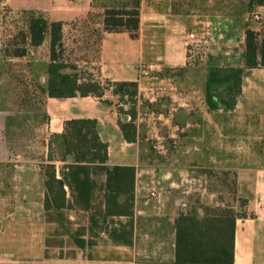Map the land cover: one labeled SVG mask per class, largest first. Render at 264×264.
I'll list each match as a JSON object with an SVG mask.
<instances>
[{
    "label": "crops",
    "instance_id": "crops-1",
    "mask_svg": "<svg viewBox=\"0 0 264 264\" xmlns=\"http://www.w3.org/2000/svg\"><path fill=\"white\" fill-rule=\"evenodd\" d=\"M104 1L0 0V21L7 14L22 17L24 12H35L63 24L64 43L67 30L74 25L81 28L85 47L95 48L94 63L84 64L95 81L107 83L103 98L56 99L45 94L49 101L46 112L51 118L46 126H50L49 134H62L69 120L98 121L99 136L108 144L109 165L136 168L134 216L131 220H108L96 238L85 237L92 242L86 255H69L66 247L46 246L48 225L41 170L31 171L32 161L20 156L15 159L9 152L25 145L27 123L36 115L20 102L15 108L10 106L9 76L4 75L5 63H0V149L4 152L0 154V264H176L175 222L183 213L182 203L187 205V212L199 216L208 208L237 213L234 264H264V156L248 152L242 156L219 155L218 146L224 145L211 135L219 131L227 137L231 134L224 142L226 148L234 150L263 147L264 69L245 71L241 95L231 111H210L203 91L209 68L243 67L247 24L261 31L264 5L248 10L250 0H141L140 27L133 38L126 31H104ZM192 32L212 36L208 57L200 65L204 74L199 77L195 70L200 69H191L188 64L184 44ZM45 43H49L48 37L42 45ZM75 43L77 46L79 42ZM191 71L194 87L185 91L179 81L188 82L181 75ZM41 80L45 83L47 77ZM118 82L138 84L137 140L133 143L123 137L118 98L108 87V83ZM206 115L209 123L203 122ZM206 131H210V139L203 138ZM239 133L241 136L236 135ZM153 134L163 140L162 155L154 151ZM174 136L177 139H171ZM219 162L243 165L237 188L241 198L238 209L217 198L218 192L225 190L218 191V185L204 171L207 165ZM56 165L59 172L62 164ZM36 176L37 187L27 184ZM98 182L104 183L105 176ZM153 191L158 195L155 198ZM30 197L33 202H27ZM125 226L130 233L128 243L111 235Z\"/></svg>",
    "mask_w": 264,
    "mask_h": 264
},
{
    "label": "trees",
    "instance_id": "trees-1",
    "mask_svg": "<svg viewBox=\"0 0 264 264\" xmlns=\"http://www.w3.org/2000/svg\"><path fill=\"white\" fill-rule=\"evenodd\" d=\"M104 8V31L129 32L136 38L140 27L141 0H106ZM264 5V0H250L248 10ZM27 33L25 44L11 55L23 57L28 48H36L49 38L50 61L46 64L45 86L41 91L50 98L67 99L96 96L103 98L106 88L94 80L92 74L79 70L77 62H69L64 43L63 24L50 22L42 14L24 12ZM243 67L209 68L203 91L210 111L233 110L242 91L246 70L264 69V26L255 31L247 24ZM122 120L119 127L128 143L137 140L136 82L108 83ZM106 104H111L105 101ZM125 105L128 108L125 109ZM48 156L42 167L44 181L45 213L73 210L90 215L92 224L98 218L104 222L115 218L134 216L136 168L134 166L109 165L108 144L99 136L95 119H73L65 123L62 134H53L48 143ZM62 167L57 171L56 163ZM59 174V175H58ZM105 176V182L98 178ZM101 194L99 216L95 201ZM93 211V212H92ZM238 215L230 209L208 208L204 216L195 212L181 213L176 219V264H234L235 233ZM129 231L114 230L111 235L128 243ZM78 235L75 243L86 249L92 242Z\"/></svg>",
    "mask_w": 264,
    "mask_h": 264
},
{
    "label": "rangeland",
    "instance_id": "rangeland-1",
    "mask_svg": "<svg viewBox=\"0 0 264 264\" xmlns=\"http://www.w3.org/2000/svg\"><path fill=\"white\" fill-rule=\"evenodd\" d=\"M25 19L24 15L20 17L14 15L9 16L7 14L2 22L0 21V63H5L4 75L9 76V81L6 82V85L9 87L7 93L11 98L9 104L11 107L15 108L17 102H20V106H24L26 111H31L36 115L33 120H30V122L27 123L29 127L26 128L23 135L25 145L11 148L9 152L15 159L18 158L17 156H20L21 159L25 158L26 161H32L33 163L29 164L31 171L37 173L41 170L42 174V167L46 162L49 151V149L46 148L45 139H47V135H49L50 141V138L53 135V133L49 134L51 133L50 126L47 129L51 119L46 112L47 103L49 101L47 100V96L41 91L42 86H45V83H43L41 79L46 76V64L50 61V52L49 43H45L36 48L27 47L28 53L24 58H15L11 55L15 50L24 47L26 41L24 38L27 33ZM80 30L81 28L79 26L74 27L73 25L69 27L66 32L67 34L65 35V45L67 53L71 57L69 62H77L79 70L85 72L87 71L85 70V67L87 66L84 63H94L97 54L96 50H92L95 48L89 49L85 47V37ZM77 41L79 43L76 46L75 42ZM2 50L5 52L7 58L3 56ZM201 64L191 66V69H200ZM195 71L196 77L204 74L202 69ZM190 75H193V71L185 72L181 75V78L186 77L188 82H183V80L179 81L180 88L185 91H192L194 87L190 81L193 77ZM7 83H9V85ZM103 85L107 86V83L103 82ZM208 120V115L203 117L204 123H209ZM159 128L160 127H158V129ZM176 131H172V135H176ZM156 135L153 134L152 140L155 147L154 151H156L157 155H162L160 152L163 151V140L161 138L158 139ZM209 135L210 131L202 132L203 138L210 139ZM211 135L219 140V145H224L223 147L218 146L219 155L225 156L227 153H233L234 155L242 156L248 152L250 154H262L264 156V145L263 147L255 148L254 150H246V152L243 149L234 150L226 148L224 142L227 139H231V134L227 137L225 133L219 131L216 133L213 132ZM236 135L241 136V133ZM176 137L177 136H174L171 139H177ZM33 139H36V142H34ZM3 153L4 152L1 150L0 154L2 155ZM10 165L13 167L12 164ZM242 166L243 165L241 164L219 162L218 164H213L211 166L207 165V168L204 170L205 173H207L208 176H211L213 181L218 185V191L225 190L224 193L221 194L218 192L217 198L223 200L226 206L236 207L237 209L241 206V198L237 196V188L240 185L239 181ZM37 183V176L36 178L27 181V184L34 187H37ZM31 198L32 197L28 198L27 202H33ZM95 206L99 216L101 208L100 193L97 194ZM89 217L90 215L87 213L76 212L73 210H64L60 213H45V221L48 225L45 238L46 246L51 248H53V245L66 247L69 255H73L76 252H83L86 255L89 248H78L75 243L76 237L82 234L81 237L84 239L88 238L87 236L96 238L99 230L103 229L102 226L104 225L102 218H98V222L95 225L90 222Z\"/></svg>",
    "mask_w": 264,
    "mask_h": 264
},
{
    "label": "built area",
    "instance_id": "built-area-1",
    "mask_svg": "<svg viewBox=\"0 0 264 264\" xmlns=\"http://www.w3.org/2000/svg\"><path fill=\"white\" fill-rule=\"evenodd\" d=\"M211 42L212 36L206 32H192L185 37L184 44L187 52V61L190 66H196L206 61ZM151 196L153 198L157 197V192L153 191ZM181 207L183 209V213L186 214L187 205L182 203Z\"/></svg>",
    "mask_w": 264,
    "mask_h": 264
}]
</instances>
